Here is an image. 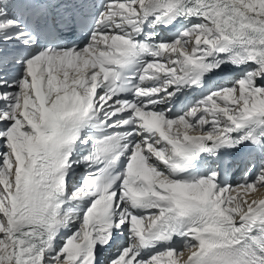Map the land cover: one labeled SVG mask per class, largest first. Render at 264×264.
<instances>
[{
    "label": "snow or ice",
    "instance_id": "6c2138e0",
    "mask_svg": "<svg viewBox=\"0 0 264 264\" xmlns=\"http://www.w3.org/2000/svg\"><path fill=\"white\" fill-rule=\"evenodd\" d=\"M262 190L264 0H0V264H264Z\"/></svg>",
    "mask_w": 264,
    "mask_h": 264
},
{
    "label": "bare ground",
    "instance_id": "6f19581e",
    "mask_svg": "<svg viewBox=\"0 0 264 264\" xmlns=\"http://www.w3.org/2000/svg\"><path fill=\"white\" fill-rule=\"evenodd\" d=\"M234 179H238V177H235ZM262 191H264V190H262Z\"/></svg>",
    "mask_w": 264,
    "mask_h": 264
}]
</instances>
